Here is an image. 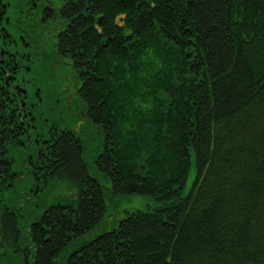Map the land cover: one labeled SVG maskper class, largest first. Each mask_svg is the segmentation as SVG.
Returning <instances> with one entry per match:
<instances>
[{"label":"trees","instance_id":"obj_1","mask_svg":"<svg viewBox=\"0 0 264 264\" xmlns=\"http://www.w3.org/2000/svg\"><path fill=\"white\" fill-rule=\"evenodd\" d=\"M33 3L21 0V11L44 31ZM9 12L0 0V192L24 178L15 151L37 129ZM65 17L63 32L52 30L53 49L76 90L63 88L62 98L77 93L104 133L96 167L112 195L158 205L60 264H264V0H68ZM37 143L36 175L77 190L27 230L26 264H55L97 228L107 199L82 138L53 129ZM21 238L18 212L0 205V248L20 251Z\"/></svg>","mask_w":264,"mask_h":264},{"label":"rangeland","instance_id":"obj_2","mask_svg":"<svg viewBox=\"0 0 264 264\" xmlns=\"http://www.w3.org/2000/svg\"><path fill=\"white\" fill-rule=\"evenodd\" d=\"M4 1L9 5L10 11L8 15L10 21H6V27L13 36L12 50L20 53V61L23 64L18 82L28 91L30 105L36 106L34 114L37 118V129L32 134V139L25 141L27 145L15 151L17 157L15 168L23 173L24 178L15 179L11 189L0 192V205L18 212L22 230L20 251L12 247L0 248V264H26L27 260L31 262L32 256L27 254L29 242L26 238L29 225L37 222L51 206L69 204L77 197V190L72 183L66 179L46 182L41 174L36 175L31 164V158H36L38 155V140H42L45 136L49 137L53 129L73 131L84 140V160L88 164L90 174L100 180L107 199V211L101 223L89 235L75 238L56 259L55 264H60L73 252L91 243L98 236L117 228L129 214L137 211H153L158 202L143 195L111 194L108 176L100 171L95 163L97 156L105 147L102 129L86 117V105L77 97V93L74 100L66 99L69 103L62 98L63 88H66L68 93L76 90L75 85H72L74 80L69 78L66 65L57 63L50 54H45L47 50L44 48V31L34 26L27 19L28 15L21 11V0ZM49 1L55 6L59 4L58 0ZM33 2L36 9L42 10L44 0H38V4L35 0ZM33 14L35 18L39 16L38 12L33 11ZM55 23L57 22L53 24ZM25 41L28 46L25 45ZM21 55L30 56V59ZM68 78L72 80L71 85L68 83ZM195 175L193 170L185 195L190 191Z\"/></svg>","mask_w":264,"mask_h":264},{"label":"flooded vegetation","instance_id":"obj_3","mask_svg":"<svg viewBox=\"0 0 264 264\" xmlns=\"http://www.w3.org/2000/svg\"><path fill=\"white\" fill-rule=\"evenodd\" d=\"M59 4L57 6H55L52 2H50L49 0H44V5L42 7V14L44 16V48H46L45 50H47L45 52L50 54L52 56V58L54 60L57 61V63H62L65 66L64 61L61 58V55L59 53V51H55L54 48V44L57 45V43L54 42V33L53 31H57L56 36H58L59 34H61L63 32L64 29V20H65V5L66 2L68 0H58ZM102 17V16H100ZM104 17V16H103ZM99 18V16L97 17V19ZM56 20V25L53 24V26L50 28L47 26L49 21H52L53 23ZM105 20V18H104ZM104 20L102 22V25H98V22L96 21V26L98 28H101L103 26ZM46 24V25H45ZM53 30V31H52ZM50 42L51 45H50ZM72 79V78H70ZM68 78V83L71 84L72 80H70Z\"/></svg>","mask_w":264,"mask_h":264},{"label":"water","instance_id":"obj_4","mask_svg":"<svg viewBox=\"0 0 264 264\" xmlns=\"http://www.w3.org/2000/svg\"><path fill=\"white\" fill-rule=\"evenodd\" d=\"M103 20H104V17L102 16V17H99L98 18V25H102V22H103Z\"/></svg>","mask_w":264,"mask_h":264}]
</instances>
